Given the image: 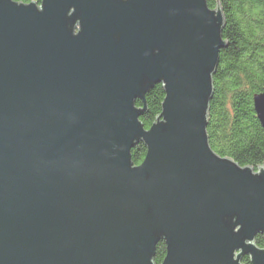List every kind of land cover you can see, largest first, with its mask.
I'll return each mask as SVG.
<instances>
[{"label":"water","instance_id":"95a60500","mask_svg":"<svg viewBox=\"0 0 264 264\" xmlns=\"http://www.w3.org/2000/svg\"><path fill=\"white\" fill-rule=\"evenodd\" d=\"M224 26L219 0H0V264H264V164L208 133Z\"/></svg>","mask_w":264,"mask_h":264},{"label":"trees","instance_id":"16d2710c","mask_svg":"<svg viewBox=\"0 0 264 264\" xmlns=\"http://www.w3.org/2000/svg\"><path fill=\"white\" fill-rule=\"evenodd\" d=\"M31 3L41 0H14ZM216 8L218 0H207ZM225 18L223 38L228 46L221 50L214 74V93L210 102L208 133L212 148L221 156L233 158L241 166L257 168L264 164V128L257 117L254 96L264 90V0H219ZM165 91L157 85L146 94L147 111L141 116L150 128L162 112ZM138 107L144 106L137 100ZM141 142L133 149V161L141 164L146 156ZM264 247V235H258ZM165 244L159 247L156 262L162 261ZM243 264H251L248 257Z\"/></svg>","mask_w":264,"mask_h":264},{"label":"flooded vegetation","instance_id":"af4514ba","mask_svg":"<svg viewBox=\"0 0 264 264\" xmlns=\"http://www.w3.org/2000/svg\"><path fill=\"white\" fill-rule=\"evenodd\" d=\"M165 252H166V250L164 249V253H163V259H164V257H165ZM163 259H162V261H163ZM162 261L160 262V263H158V264H161L162 263Z\"/></svg>","mask_w":264,"mask_h":264}]
</instances>
